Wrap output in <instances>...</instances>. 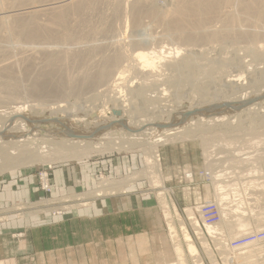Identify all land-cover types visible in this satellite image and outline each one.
Returning <instances> with one entry per match:
<instances>
[{"label":"rangeland","instance_id":"374dc122","mask_svg":"<svg viewBox=\"0 0 264 264\" xmlns=\"http://www.w3.org/2000/svg\"><path fill=\"white\" fill-rule=\"evenodd\" d=\"M134 1L3 0V11L8 16L32 8L37 14L31 18L15 17L9 25L11 30L8 33L12 32L10 38L0 37L1 44L35 46V50L30 51L17 48L11 49L10 52L0 50V114L3 110L7 112L14 106L25 104L20 116L18 114L11 116L5 122L0 134L13 133L8 129L17 122L25 125V129L33 133L45 134L47 130H55L60 134H67L66 122L73 118L88 119L93 114L92 111L96 110H101L104 117L115 115L111 110L112 102L107 97H111L119 90L123 91L124 96L136 102L135 115L132 118L134 121L144 117L139 114L144 113L149 117L152 113H147L143 98L135 95V92L131 95L128 92L129 88L134 90L140 85L146 88L143 91L145 96L153 93L160 94L161 97L164 96L163 98L167 97L169 105H164L158 112L157 108L153 110L157 114L161 111L160 114L166 116L153 124L141 127L135 122L134 132L129 128L123 130L114 128L112 130L116 136L120 134L128 136L147 129L158 134L168 128L183 129L187 127L189 121L194 123L196 120L209 124L213 122L211 119L219 117H225L224 120L230 118L232 122L220 126L209 124L210 127L206 130L191 126L196 128L194 132L159 141L149 149L142 145L124 147L121 150L107 148L92 151L83 157L63 156L50 159L48 156L42 162L27 163L28 165L4 170L0 172V195L10 192L16 197L0 196V219L6 220L8 216L20 219L35 215L42 218L44 214L63 216L68 209L73 210L70 208L90 207L95 200L135 190L141 200L153 205V215L156 216L158 223L150 241L152 247L150 249L146 247L142 255L147 262L144 264L176 261L173 251L175 238L169 234L168 226L172 222L179 235L184 230L190 236L198 250L196 258L201 260L199 262L212 264L201 243L202 237L209 244L217 264H233L230 258L228 262L227 255L231 253L228 249H233L234 254H247L246 245L242 247L236 245L247 240L249 236L264 233V224H259L264 223V120H260L256 113L260 111V114H264V94L256 97L253 95L255 93L251 92L257 89L264 92V64L261 60L254 59L252 54L244 49V46L264 49V39L225 38L206 44L196 39L194 43L184 44L177 39L174 40V37L170 38L175 33L167 30L168 25L161 18H153L150 12L143 8L145 6L133 7ZM149 1L154 9L159 8L162 11L175 5V0ZM177 1L179 7L186 9L195 2ZM216 25L221 27V23ZM197 30L199 29H195ZM177 45L181 53H184L186 48L193 51L196 49L194 52L198 48V50L203 48L205 52L203 51V54L197 52L195 61L197 65L204 67L205 70H202L206 72L205 75H200V72L193 75L189 72L175 71L174 68H165L163 64L145 73L132 67L137 63L134 59L137 50L144 52L163 50L166 56L169 53L167 51L170 50L172 53ZM117 52L123 59L118 63V67L114 68L106 83L97 84L94 79L100 73V69L111 62L113 54ZM235 55L244 58V64L247 63L245 65L251 62L248 65L250 69L254 67L251 74H247L239 65L233 66L234 62L223 64L226 61L223 59L231 60ZM169 58L171 57H165L167 60ZM120 66L128 68V71L123 79L117 80L118 72L122 69ZM232 75L242 83L241 87L229 86L220 81L223 77L232 78ZM165 78L169 82L164 84ZM211 78L214 79V83L207 81ZM164 90L165 94L162 96ZM243 92L247 97L238 98L244 94ZM252 98L256 99L239 107L235 113L223 107L214 115H206L199 111L212 105L237 103ZM164 101V99L160 101L161 104ZM54 102L64 103V111L50 113L47 108ZM154 106H157V103L152 105ZM193 109H197V112L184 120L180 119L183 113ZM248 109H251L250 112ZM147 151L149 157L157 159L154 161L155 164L158 163L157 169L153 161L151 164L147 162L145 157ZM56 170L59 171L56 178L59 182L54 180ZM185 172H192L193 177L188 180L183 177L181 180V174ZM202 172L208 173V178L205 175L203 177ZM92 173L93 179L89 178ZM216 182L223 185L221 192L215 191ZM9 183L11 185L5 188ZM102 187L106 189L100 193ZM161 196L162 199L159 198ZM220 196L225 199L220 201L218 199ZM211 200L216 205L219 204L217 201L222 202V205L237 213L236 219L248 224L246 226L248 231L239 237L230 236L231 232L237 230L238 225L235 221L230 223L227 230L222 231L223 234L208 232L196 214V207ZM76 204L78 205L75 206ZM164 210H169L167 216L164 215ZM232 219L235 220V216ZM185 222L187 231L183 227ZM12 235L16 239L24 237H21L22 231L13 232ZM220 235L227 239V247L223 245L225 240L219 238ZM241 248H244V251ZM186 257L187 264H194L187 253ZM23 260L27 262L22 264H34L32 257ZM130 260V264L135 263L133 258ZM2 262L15 264L9 261Z\"/></svg>","mask_w":264,"mask_h":264},{"label":"bare ground","instance_id":"6f19581e","mask_svg":"<svg viewBox=\"0 0 264 264\" xmlns=\"http://www.w3.org/2000/svg\"><path fill=\"white\" fill-rule=\"evenodd\" d=\"M2 1L3 0H0V37L8 39V38H10V34L12 33V32H10V34L8 33V31L11 30V29H9L10 28L9 25H10V22L15 17H26V18L30 17L31 18L37 14L36 13L37 11H35L32 8V9H28L25 11L14 12V13H11L10 16H8L3 11ZM153 3H154V1H153ZM174 3H175V5H174L175 8L173 7V8L167 9V10L163 9V11L160 10L159 8H158L159 10L154 9L152 3L149 0H135L133 2V4L132 3L131 4L133 7L143 5V6H145L143 8L145 10H148L153 18H156V19L158 17L161 18V20L164 21L168 25V26L166 25L167 30H169V32L175 33L174 35H172V37L170 36V38L174 37L175 38L174 40L177 39V41L184 43V44L194 43L196 41V39H199L200 41H198V42L203 43V44L213 42L216 40H220V39H225V38H229L232 40L241 39V38L242 39H244V38L254 39V40H257L259 38L264 39L263 38L264 37V0H195V2L193 3V6H190V8H187V9H186V7L185 8L179 7L177 0H175ZM13 8L10 9L11 12H12ZM50 8L53 9L55 7H50ZM50 8H48V9H50ZM161 8H163V7H161ZM138 14H137V16H138ZM139 20H140V18H139ZM135 22L136 21H134V23ZM217 23H221L222 28L221 27L219 28L216 25ZM20 28H19V30H20ZM187 29L190 32L185 31ZM195 29H199V30L195 31ZM12 41H13V39H12ZM161 41H163V40H161ZM219 42H221V41H219ZM115 44H116V42H115ZM187 47H188V45H187ZM15 48L25 50V51L35 50V46H29V47H25V46H21V45L11 46V45H7V43L6 44L0 43V50H5L7 52H10L11 49H15ZM198 49L196 52H194L196 49L193 51L192 49L186 48L185 52L181 53V51H180L181 49L177 45L176 48H173L172 53L168 49L169 51H167V52H169V53L166 56L164 54L165 52L162 49H161L162 52L161 51H149L148 49H147L148 50L147 52H144V50H142V51L137 50L134 53V59L137 60V63H134L132 65V67L137 69L138 71H140L142 73H145L148 70L156 69L155 67L157 65L163 64V66H165V68H171V69L174 68L175 71L178 70L179 72H189L193 75H196L198 72H200L199 73L200 75H205L206 72L203 71V70H205L204 67L202 68L199 65H197V62L195 61V55L197 54V52H199L200 54H203V51H204V50H202L203 48L200 50H198ZM244 49L247 51V53H251L254 59L261 60L264 64V49H262V48H251V47L249 48L247 46H244ZM118 52L113 54L114 56H113V60L111 62H109L107 65H105L104 68L100 69V73L94 79V81L97 84L98 83H100V84L106 83L107 80L110 78L111 74L113 73L114 68L118 67L117 66L118 63L120 62L121 59H123L122 55H120ZM235 56L232 57L233 59H231V60H230V58L229 59H223L224 61L226 60L225 63H223V64L226 65L228 63L234 62L233 66L239 65V67L241 69H243L247 74H251V72H252L251 70H253L252 68H254V67H252L251 69L248 68V65L251 62L248 65H245L247 63L244 64V62H245L243 60L244 58H241L239 56L235 57ZM165 57H171V58H169L167 60V59H165ZM212 59H214V58L212 57ZM210 61H211V59H210ZM220 61H221V59L219 60V63H220ZM122 62L123 61H121V63ZM199 63H200V61H199ZM224 66H222V67H224ZM120 67H122V66H120ZM120 67H119V70H120ZM124 68L122 67V69L120 71L118 70L119 72L116 71V72H118V75L116 78L117 80L124 78L125 73L128 71V68L127 69H124ZM220 69H225V68H220ZM258 70H259V67H258ZM143 75H145V74H143ZM262 75H261V77H262ZM197 79H199V78H197ZM207 81L210 83H214L213 78H211ZM220 81L228 84L229 86H233V87H236L238 85H240V87L242 86V83L238 81V78L237 77L235 78V76H233V75H232V78L224 79V77H223L220 79ZM158 82H156V83H158ZM165 82H169V80H167L165 78L164 84H165ZM203 84H204V82L202 83V85ZM144 89H146V88H144V86H142V85L137 86L136 89H134V90H132V88L128 89V92L130 95L135 92V95L141 96V98H143V102H145V106H147V113H152V115H150L149 117H147V115L144 113L139 114L140 116H144L142 118L140 117L139 120L134 121L132 119L133 115H135L134 110L136 107V104H135L136 102L134 103L132 98L124 96V94H122L123 91L121 92V90H119L118 92H115L111 97H107L109 99V101L112 102L111 110L115 111L114 112L115 115H112L111 117H104V115L101 114V110L100 111L96 110V112L92 111L93 114L90 115V117L88 119H78V117L73 118V120H69V122H66V127H67L66 133L67 134H60L59 132H56L55 130H52V131L47 130V132L45 134H38V133H33L30 131H27L25 129V125H23L19 122H17L16 124H13V125L11 124L12 127H10L8 130L13 132V133L8 134V135H4V132H2L0 134V172H3L4 170L11 169L14 167H19V166L27 164V163L33 164V162H37V161L42 162L48 156L50 159L62 158L63 156H67V157H77V156L80 157V156H82L83 157V155H88L92 151H102L104 149L106 150L107 148L108 149L121 150L124 147L128 148V147H136V146H142V145H144L146 147L145 149H149L153 144H155L159 141H165L166 139H170L172 137H176V136H179L182 134H188V133L194 132V130L196 128H191V126H197V129L206 130V129H208V127H210L209 124H213L214 126H220V125H223L224 123L232 122V121H230V118L224 120L225 117H223V118L219 117V118L211 119L213 122L209 123V124H203V123L196 121V120L194 121V123L193 122L190 123V121H189V123L187 124V127L183 128V129H181V128L178 129V127L173 128V129L168 128V129H164L163 132L158 133V134L153 133L152 130L150 131L149 129H147L148 131L142 130V131H139L135 134L128 135V136H124L123 134L116 136V134L112 130L114 128H116L118 130H121V129L123 130V129L129 128L130 131L134 132L136 130L133 128L135 126V122H138L136 125L141 127L142 125L143 126L150 125V124H153L162 118L163 119L165 118L164 116H166V115H164V116L161 115L160 114V113H162L161 111L159 112V114H157V113H155V111H153L155 108H157V112H158L159 109H162V107H164V105H169L170 102L167 103L168 102V100L166 99L167 97L163 98L164 97L163 95L165 94L164 93L165 90L163 91V93H161V95L163 96V97H161L160 94L159 95H153V93H152V95L145 96V95H143ZM259 90L260 89H257L256 91L252 90L251 92H252V94L255 93L253 95L256 97L262 96L264 94V92H260ZM160 91H161V88H160ZM166 94H168V93H166ZM242 97H244V98L247 97L246 93L241 94V96H238V98H240V99ZM163 99L165 101L163 104H161L160 101H163ZM212 99H213V97H212ZM175 100H177V99L175 98ZM156 103H157V106L152 107V105H154ZM23 104H19L17 106H14L11 108L10 111H7V112H4V110H3V113L0 114V131L3 129V125L5 124V122L9 118H11V116H15L17 114L20 116V113L23 112V107L25 105V104L24 105ZM150 105H151V108H149ZM64 106H65V104L62 102H54V103L50 104V107H48L47 109L50 113L56 114V112L64 111ZM140 106H141V104H140ZM160 106H161V108H160ZM249 107H251V106H249ZM254 107H255V105H254ZM137 108H139V107H137ZM143 109H144V107H143ZM250 110L251 109H248L247 111L250 112ZM164 111H166V109ZM256 113H258V115H259L258 118H260V120H264V114H262V113L260 114V111H257ZM168 114H169L168 116L171 117L170 113H168ZM139 115H136V116H139ZM238 115H240V114H238ZM237 118H238V116H237ZM207 121H209V120H207ZM68 135L72 136V137H65ZM145 153H146L145 157H146L148 163L151 164L152 161L154 162L157 160V159L154 160L152 156L149 157L147 154L148 151ZM154 164H155V162H154ZM157 164H155L156 169L158 168ZM215 184H216L215 185V191L221 192L223 189V185H221L217 182ZM105 189L106 188L102 187L100 189V193L104 192ZM219 194L221 195V193H219ZM159 195H161V193H159ZM159 198L162 199V196ZM218 199L220 201H223L225 198H222V196H220V197H218ZM217 202L219 203L217 205H219L220 207L223 206L222 208L219 207L220 210L218 208V211H219L218 213H220L219 220L216 223H213L212 225L205 224L204 227L206 228V230L210 233H212L214 231V234H220V233H222V231L224 232V230L228 226L231 225L230 223L236 221L237 222L236 225H238L239 228L235 227L237 229L236 231L231 232V233L229 232L230 236L239 237L242 234H245V232L248 231V227H246V226H248V224L243 223L242 220H240V219H236L237 213H233L229 207H225L224 205H222L223 204L222 202H219V201H217ZM71 205H73V204H71ZM77 205L78 204H76L75 206H77ZM163 212H164V215L167 216V214L169 213V210H167V211L164 210ZM234 216H235V220L232 219ZM191 221L193 224L195 223L193 221V219ZM259 224L263 225L264 223L260 222ZM168 226H169V230H170L169 234L171 233V235H172L171 237H173V239L175 238V242L173 243L174 244V250L173 251L175 254L176 261L163 262L161 264H187L188 258L186 257V253H187V256H189L192 259V262L194 264H202L201 262H199L201 260L196 258L197 254H198V250H197L195 244L193 243V241L191 240L190 236L187 234V232H185L183 230L182 234L179 235L178 230L175 229L173 222L168 224ZM173 232H175V233H173ZM217 237H219V236H217ZM219 238L224 239L225 243L227 242V239H225L224 237H221V235ZM201 239H202L201 243L206 250L205 251L206 254L211 259L212 264H217L215 261V258H213L211 249L209 248V244L206 242V240L204 238L201 237ZM216 242H218V241H216ZM225 243L223 245L225 247H227L228 243H226V244ZM263 243H264L263 240L262 241L258 240V241H256V243H252L249 245L246 244V248L248 250L247 254H242V255L234 254L235 252H233V249L228 247L229 248L228 250L231 253L228 254V252H227V253H225V256L228 254L227 255L228 262H230L229 260L231 259L233 264H264V253L262 252L263 249L261 247L263 245ZM224 246H223V248H224ZM241 249L244 251V248H241ZM223 252H225V249ZM240 253H241V250H240Z\"/></svg>","mask_w":264,"mask_h":264},{"label":"crops","instance_id":"0c3cea01","mask_svg":"<svg viewBox=\"0 0 264 264\" xmlns=\"http://www.w3.org/2000/svg\"><path fill=\"white\" fill-rule=\"evenodd\" d=\"M58 173L54 172V180ZM93 177L92 173L89 178ZM70 209L63 216L0 219V264H22L28 257L34 264H130V258L134 264L147 263L142 255L146 247H152L158 223L153 205L141 200L135 190L95 200L90 207ZM16 231L24 237L16 239L12 235Z\"/></svg>","mask_w":264,"mask_h":264},{"label":"built area","instance_id":"2783aa9c","mask_svg":"<svg viewBox=\"0 0 264 264\" xmlns=\"http://www.w3.org/2000/svg\"><path fill=\"white\" fill-rule=\"evenodd\" d=\"M202 173H203V174H201L202 176L205 175L208 178V176H209L208 173H206V172H202ZM183 177H184V179L188 180V179H191L193 177V174H192V172H185L184 174L183 173L181 174V180H183ZM217 207L218 206L216 205V203L213 202L212 200L207 201L205 203H200L197 205L196 214H198L202 225H205V224L212 225L213 223H216L219 220L220 213H218L219 211H218ZM195 217H196V215H195ZM198 222H199V220H198ZM183 227H184V229H186V222H185V226H183ZM186 231H187V229H186ZM258 240L264 241V233L261 235L256 234V235L249 236L247 240H243L242 243H238L236 246L240 247L242 245L256 243V241H258ZM261 247L263 249L262 252L264 253V243Z\"/></svg>","mask_w":264,"mask_h":264},{"label":"water","instance_id":"95a60500","mask_svg":"<svg viewBox=\"0 0 264 264\" xmlns=\"http://www.w3.org/2000/svg\"><path fill=\"white\" fill-rule=\"evenodd\" d=\"M256 98H252V99H249V100H245V101H237V103L235 102H226V103H223L222 105H212V106H208L207 109H199L200 112H203L204 114L206 115H214L218 109L220 108H226L228 110H230L229 112L231 113H235L237 112V109H239V107L241 106H244V105H247L248 103L252 102V100H254ZM115 111H113V114H114ZM197 112V109H193V111H190V112H185V114L183 113L182 114V117L180 118L181 120H184L186 119L187 117H190L191 115H193L194 113Z\"/></svg>","mask_w":264,"mask_h":264}]
</instances>
